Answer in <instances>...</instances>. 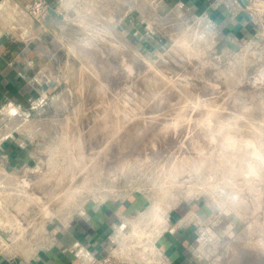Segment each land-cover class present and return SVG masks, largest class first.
Instances as JSON below:
<instances>
[{"label": "clouds", "instance_id": "1", "mask_svg": "<svg viewBox=\"0 0 264 264\" xmlns=\"http://www.w3.org/2000/svg\"><path fill=\"white\" fill-rule=\"evenodd\" d=\"M253 8L264 14V0L237 3L222 26L204 0L165 6L172 22L140 57L159 116L137 114L141 77L126 57L111 83L93 72L95 99L44 70L26 100L0 92V264H168L169 237L196 217L195 204L174 211L239 199L233 168L207 161L264 155V122L252 119L264 112V46L236 27ZM244 128L247 145L234 139Z\"/></svg>", "mask_w": 264, "mask_h": 264}, {"label": "rangeland", "instance_id": "2", "mask_svg": "<svg viewBox=\"0 0 264 264\" xmlns=\"http://www.w3.org/2000/svg\"><path fill=\"white\" fill-rule=\"evenodd\" d=\"M90 1L94 0L75 1L72 16H68L65 26L62 25V32H55L64 44L60 80L71 82L75 98L78 99L80 92H83L95 99L103 93L100 81L95 79L93 72L98 70L102 81L111 83L120 78L121 60L126 57L141 77L137 81L133 97L135 103L140 105L137 114L144 115L151 111L153 115L159 116V101L148 103L154 86L141 70L143 65L140 57L148 51L131 44L119 28L116 34L109 33L108 18L104 10L98 11L96 4ZM256 42L264 46V39L260 38ZM70 47L76 49V54L69 51ZM255 94L256 90L253 89L252 95ZM252 119L257 123L264 122V112L253 114ZM254 136L253 130L244 128L235 134L234 139L239 144L247 145ZM207 164L230 165L233 168L239 199L225 207L217 206L207 198L198 200H206L212 207L213 223L216 225L215 229H203L201 232L203 234L198 245L200 261L202 264H243L240 259L243 245L264 247V155L257 152L247 162L213 156L208 159Z\"/></svg>", "mask_w": 264, "mask_h": 264}, {"label": "crops", "instance_id": "3", "mask_svg": "<svg viewBox=\"0 0 264 264\" xmlns=\"http://www.w3.org/2000/svg\"><path fill=\"white\" fill-rule=\"evenodd\" d=\"M36 1H44L50 11H56L62 19L51 17L49 14L43 23L36 21L28 11ZM75 1L79 0H71L72 7ZM67 2L68 0H8L15 11L10 14L0 9V92L26 100L35 94L30 87L31 78L40 70H44L46 76L51 75L60 79L64 44L56 33L62 32V25L65 26L68 16H72L73 9L63 7ZM90 2L96 4L98 11L104 10L108 18L109 33L116 34L119 28L131 44L151 52L154 50L152 43L154 33L172 22V16L169 10H165V6L177 3V0H163L159 7L153 4L152 0ZM2 3L4 0H0V4ZM204 3L221 25L226 26L235 6L228 3L217 7L216 0H204ZM236 19L238 21L236 27L242 33H247L252 39H260L262 26L259 21L264 20V14L253 8L251 13L237 14ZM149 24L153 26L152 33L148 30ZM193 204L196 217H190V224L181 226L174 237H169L171 247H168L166 252L168 264H202L198 254L200 250L198 245L203 234L201 232L203 229L205 231L216 227L213 223L212 207L206 200L186 202L172 215L178 218L183 211H192ZM243 246L240 253L243 257L254 260L255 255L256 257L264 255V252L259 251L262 248L260 245Z\"/></svg>", "mask_w": 264, "mask_h": 264}, {"label": "built area", "instance_id": "4", "mask_svg": "<svg viewBox=\"0 0 264 264\" xmlns=\"http://www.w3.org/2000/svg\"><path fill=\"white\" fill-rule=\"evenodd\" d=\"M231 3L235 6L237 3L243 7L248 8L252 4V0H216V6H225ZM29 14L38 22L43 23L49 16V7L44 1H36L29 7Z\"/></svg>", "mask_w": 264, "mask_h": 264}, {"label": "water", "instance_id": "5", "mask_svg": "<svg viewBox=\"0 0 264 264\" xmlns=\"http://www.w3.org/2000/svg\"><path fill=\"white\" fill-rule=\"evenodd\" d=\"M49 14L51 17L62 19V17L59 16L57 14V12L54 10H51ZM48 20H50V19H48ZM242 247H244V246H242ZM263 250H264V247L259 249V251L264 252ZM240 259L243 260V264H264V255L263 254H262V256H259V257L254 256V260H250L249 257H243L242 255H240Z\"/></svg>", "mask_w": 264, "mask_h": 264}, {"label": "bare ground", "instance_id": "6", "mask_svg": "<svg viewBox=\"0 0 264 264\" xmlns=\"http://www.w3.org/2000/svg\"><path fill=\"white\" fill-rule=\"evenodd\" d=\"M246 236V235H245ZM250 239V238H249ZM256 256V255H255ZM261 256V255H260ZM259 257V256H258Z\"/></svg>", "mask_w": 264, "mask_h": 264}]
</instances>
